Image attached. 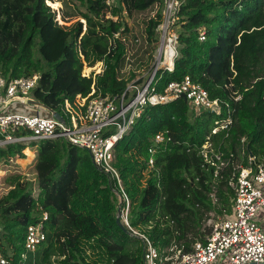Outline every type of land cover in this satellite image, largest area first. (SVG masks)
Returning <instances> with one entry per match:
<instances>
[{
  "label": "trees",
  "instance_id": "16d2710c",
  "mask_svg": "<svg viewBox=\"0 0 264 264\" xmlns=\"http://www.w3.org/2000/svg\"><path fill=\"white\" fill-rule=\"evenodd\" d=\"M48 1L0 0V74L9 82L40 74L31 97L58 113L66 100L89 97L93 90L95 96L121 95L134 82L136 73L125 72L136 44L129 45L127 18L159 7L144 21V33L136 34L138 50L131 57L146 47L152 59L158 48L164 0H60L64 24ZM176 25L174 70H160L154 87L163 92L189 76L219 101L220 111L197 112L182 98L148 106L115 146L130 223L152 240L164 261L175 254L173 248L185 254L205 241L211 232L202 231L207 213L219 207L232 214L230 182L237 164L255 167L251 156L264 162V0H183ZM98 63L102 73L84 75L85 67ZM229 116L231 125L214 134ZM159 133L172 142L149 169L148 149ZM207 142L227 162L217 175L199 154ZM27 149L36 151V183L12 174L0 198V252L11 264H145L141 239L117 224L125 203L88 151L62 140L16 143L0 148V166L26 159ZM40 222L46 240L22 262L27 229Z\"/></svg>",
  "mask_w": 264,
  "mask_h": 264
},
{
  "label": "built area",
  "instance_id": "2783aa9c",
  "mask_svg": "<svg viewBox=\"0 0 264 264\" xmlns=\"http://www.w3.org/2000/svg\"><path fill=\"white\" fill-rule=\"evenodd\" d=\"M111 1L107 0V3L111 4ZM182 2H163L162 21L157 30L159 43L156 62L148 79L130 83L121 95L95 96L93 90L89 97L77 96L73 101L66 100L60 113L63 121H58L50 113L44 114L46 110L38 106H35V111L11 109L15 99L32 98L31 93L39 83L40 74L11 82L0 74V148L31 141L62 140L88 151L96 168L110 178L121 203H125L119 209L118 217L131 235L143 242L145 264H163L165 261H172V264H264V162L257 164L253 157L250 163L256 164L255 167H235L237 176L230 182L235 193L232 214L216 223L205 241L196 242L190 252L183 254L182 250L173 248L171 251L175 254L164 261L152 240L135 229L129 220L130 200L115 166V146L142 116L144 109L166 105L185 96L190 107L197 112L220 111L219 101L211 99L209 92L189 76L182 81L169 83L163 92H158L154 87L160 70H174L179 41L176 21ZM205 40V33L202 32L200 41ZM100 65L99 72L95 73V69L90 68L91 72L85 76L102 73L103 63ZM231 123L229 116L213 133L227 129ZM171 142L172 138L166 133L154 137L148 149L149 169L155 165L156 154ZM199 154L216 168V175L227 166L223 154L216 151L211 142L204 144ZM47 218V214H44V220ZM45 240L44 223L30 225L26 233L25 252L20 260L26 261L28 255L35 253ZM0 264H11L1 252Z\"/></svg>",
  "mask_w": 264,
  "mask_h": 264
},
{
  "label": "rangeland",
  "instance_id": "374dc122",
  "mask_svg": "<svg viewBox=\"0 0 264 264\" xmlns=\"http://www.w3.org/2000/svg\"><path fill=\"white\" fill-rule=\"evenodd\" d=\"M49 3L52 4H57V6H53L52 4L50 5L53 9L59 11V15H58V20L61 21V12L65 11V6L63 4V2H61L60 0H50L48 1V5ZM159 7L155 8L152 12H149L145 15H141L139 17H137L136 19L132 18H127V25L129 27V29L131 30V40H129V45H131V42H135L136 44L139 43V36L142 35L144 33V21L146 19H148L149 17H153L155 16L156 12L158 11ZM74 20L70 21L67 25H70L71 23H73ZM61 24H64L61 21ZM136 34H138V37L136 36ZM137 37V38H136ZM134 38H136L134 40ZM138 39V40H137ZM136 44H133L132 49H131V55H130V60L128 61L129 63H131L132 66H128L125 70V72L127 74H129L131 71H133L134 73H136V79L134 81H145L148 79L149 75L152 73L153 71V65L156 62V55H157V50L156 51H152V59H149L150 53L145 54L144 50L146 49V47L144 48V50L137 55V58H133L131 57L132 55L136 54L138 47ZM143 57L142 60H137L138 58ZM135 62H138L140 64V66L138 67L137 65H135ZM100 63H98L95 67H93L95 69V73L99 72L101 67H100ZM131 70V71H130ZM130 71V72H128ZM91 72L90 68L85 67L84 68V75H89V73ZM21 104L14 102L11 105V109H15L18 107H22L20 106ZM30 107L29 109L31 110H37L35 108V106ZM28 107L25 105V107H22L23 111L28 110ZM26 153V159L24 160H16L13 161L11 164H9L8 166H0V198L5 195L8 190L10 189L9 185L6 182V178L9 177L12 174H20L22 176H24L25 179H29L30 181H33L36 183V175L34 172V166H35V162H36V151L35 150H31V149H27L25 151ZM251 158V157H249ZM238 166H242L241 163L237 164ZM118 201H120L121 203V198L120 196H118V194L116 193ZM212 198V202L213 205H215L216 203V198H215V193L211 196ZM220 208L218 207L215 210H212L211 212L207 213V215L205 216V220L203 221V226H202V231L205 232L206 229H211L214 227V225L222 220H224L225 218L229 217L228 214L226 213V211H223V213H220Z\"/></svg>",
  "mask_w": 264,
  "mask_h": 264
},
{
  "label": "water",
  "instance_id": "95a60500",
  "mask_svg": "<svg viewBox=\"0 0 264 264\" xmlns=\"http://www.w3.org/2000/svg\"><path fill=\"white\" fill-rule=\"evenodd\" d=\"M182 98L185 100L186 103H188V102H187V99H186L185 96H183ZM14 101H16V102H21V103H24V104H26V105H30V106H38V107H41V108H43L44 110L48 111V112H49V113H50L55 119H57L58 121H63V120H64L60 113H58V112H56V111H54V110L48 108V107L45 106L43 103H40V102H38V101H36V100H34V99H32V98L15 99ZM251 157H252V156H251ZM117 224H118L122 229L125 230V228L123 227V224H122V222H121V220H120L119 217H117Z\"/></svg>",
  "mask_w": 264,
  "mask_h": 264
},
{
  "label": "crops",
  "instance_id": "0c3cea01",
  "mask_svg": "<svg viewBox=\"0 0 264 264\" xmlns=\"http://www.w3.org/2000/svg\"><path fill=\"white\" fill-rule=\"evenodd\" d=\"M33 99V98H32ZM35 100V99H34ZM22 107H25L24 105H20ZM22 107H18L19 110H22ZM30 107H28V110H31L29 109ZM49 112L48 111H44V114H48Z\"/></svg>",
  "mask_w": 264,
  "mask_h": 264
}]
</instances>
